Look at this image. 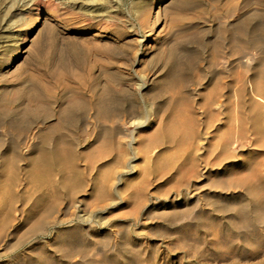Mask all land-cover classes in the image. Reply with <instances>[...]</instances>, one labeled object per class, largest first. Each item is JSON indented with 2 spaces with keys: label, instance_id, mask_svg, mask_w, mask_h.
Returning a JSON list of instances; mask_svg holds the SVG:
<instances>
[{
  "label": "rangeland",
  "instance_id": "rangeland-1",
  "mask_svg": "<svg viewBox=\"0 0 264 264\" xmlns=\"http://www.w3.org/2000/svg\"><path fill=\"white\" fill-rule=\"evenodd\" d=\"M0 264H264V0H0Z\"/></svg>",
  "mask_w": 264,
  "mask_h": 264
}]
</instances>
